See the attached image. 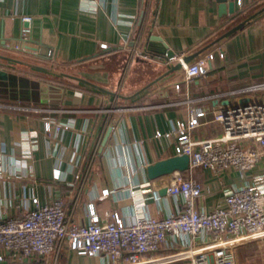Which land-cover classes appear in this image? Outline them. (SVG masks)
<instances>
[{"label": "crops", "instance_id": "obj_1", "mask_svg": "<svg viewBox=\"0 0 264 264\" xmlns=\"http://www.w3.org/2000/svg\"><path fill=\"white\" fill-rule=\"evenodd\" d=\"M93 1L95 9L82 7ZM22 16L32 18L24 39ZM201 50L191 62L217 51L223 59L215 55L207 74L188 83L181 71H170L166 52L186 58ZM0 56L16 61L0 59V70L10 74L0 82L3 217L20 215L32 197L40 204L61 199L66 213L86 224L89 199L107 189L106 199L95 200L96 212L107 217L116 210L125 218L131 201L117 197L126 198L133 184L148 181L157 189L171 179L150 181L138 166L173 156L174 141L167 134L175 122L186 120L191 109L202 110L206 117L194 137L217 136L221 129L210 122L212 112L238 102L232 92L264 83V0H236L235 13L226 17H219L215 0H1ZM175 84L187 95L180 96ZM45 121L72 126L49 137ZM158 132L162 137L156 139ZM32 134L31 158L21 163L24 139ZM74 153L81 169L73 163ZM55 169L59 179H53ZM249 174L263 175L264 159ZM184 176L201 183L198 206L205 210L223 200L225 187L241 182L233 170L196 168ZM146 204L156 217L176 207L161 197ZM55 259L100 264L99 258L69 250L54 252L50 261Z\"/></svg>", "mask_w": 264, "mask_h": 264}, {"label": "built area", "instance_id": "obj_2", "mask_svg": "<svg viewBox=\"0 0 264 264\" xmlns=\"http://www.w3.org/2000/svg\"><path fill=\"white\" fill-rule=\"evenodd\" d=\"M96 3L82 7L90 11L95 9ZM20 21L24 39L31 33L32 18L22 16ZM106 48L101 46V49ZM133 54L139 53L134 49ZM215 55L223 59L222 51H217L189 63L184 62L183 54H173L167 62L180 64L183 81L188 83L207 74ZM180 87L175 84V91L186 96L180 92ZM232 94L249 100L212 112L210 122L221 129L217 136L194 137L206 117L204 111L195 109L189 111L186 120L175 122L167 134L174 141L173 156L189 158L188 171L196 168L214 173L233 170L240 175V184L225 187L224 198L215 208L205 210L198 206L202 198L201 183L185 177V172L168 176L171 179L162 181L157 189L148 181L133 184L126 198L117 197V202L131 201V212L125 218L116 210L107 217L96 212L95 200L106 199L110 194L107 189L89 199L86 224L74 221L66 213L61 199L40 204L32 197L20 215L4 218L5 214L0 213V264L6 261L57 264V259L50 261V258L61 250L99 258L100 264H241L238 256L241 247H249L244 257L250 253L263 255L264 174L250 176L249 173L264 159V83L243 87ZM71 126L45 121L44 132L49 137H57L60 131ZM34 137L32 134L24 139L21 163L31 158ZM161 137V133H156V139ZM142 140L143 137H139V141ZM75 147L77 150L78 144ZM74 156L75 153L73 159ZM73 163L81 169L78 154ZM146 167L138 166L145 177ZM59 178L60 172L55 169L53 179ZM75 179H81L80 171ZM162 187L167 189L163 197L158 194ZM160 197L172 199L176 207L166 208L161 217L152 216L147 212L146 203Z\"/></svg>", "mask_w": 264, "mask_h": 264}, {"label": "water", "instance_id": "obj_3", "mask_svg": "<svg viewBox=\"0 0 264 264\" xmlns=\"http://www.w3.org/2000/svg\"><path fill=\"white\" fill-rule=\"evenodd\" d=\"M218 4V15L219 17H226L228 15L232 16L235 13V7H236V0H215ZM245 22L240 23L236 27L232 28L230 31H228L223 37L231 34L235 30H237L239 27H241ZM223 37L217 39L214 43L218 42ZM213 43V44H214ZM203 50L199 51L198 53H195L194 55H191L190 57H186L184 59L185 63L191 62V60L200 54ZM174 53L168 51L165 54V59L172 57ZM0 59L8 61L9 63L16 62L13 59H8L0 56ZM180 69V64H173L171 66L170 71H175ZM10 77L9 73H6L3 70H0V82L5 83L8 81ZM249 98L244 97L243 99H240L237 103L239 104H245L248 102ZM111 133V128H109L103 138L101 149L105 146L109 135ZM189 167V158L187 156H171L166 159L159 160L153 164H150L146 167V177L150 181H157L161 178L171 176L175 172H186L188 171ZM167 192L166 187H162L158 190V194L160 196H165Z\"/></svg>", "mask_w": 264, "mask_h": 264}, {"label": "rangeland", "instance_id": "obj_4", "mask_svg": "<svg viewBox=\"0 0 264 264\" xmlns=\"http://www.w3.org/2000/svg\"><path fill=\"white\" fill-rule=\"evenodd\" d=\"M238 250H239L238 253L239 261L241 264H264V254L261 255L259 253H254V254L250 253L246 257H244V255H246V253L244 252L248 251L249 247H241Z\"/></svg>", "mask_w": 264, "mask_h": 264}, {"label": "trees", "instance_id": "obj_5", "mask_svg": "<svg viewBox=\"0 0 264 264\" xmlns=\"http://www.w3.org/2000/svg\"><path fill=\"white\" fill-rule=\"evenodd\" d=\"M178 264H181V263H178Z\"/></svg>", "mask_w": 264, "mask_h": 264}]
</instances>
